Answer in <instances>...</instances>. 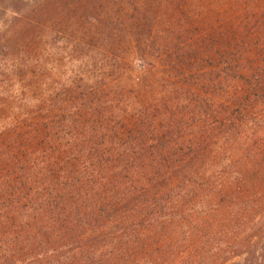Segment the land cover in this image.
Listing matches in <instances>:
<instances>
[{
	"label": "trees",
	"instance_id": "trees-1",
	"mask_svg": "<svg viewBox=\"0 0 264 264\" xmlns=\"http://www.w3.org/2000/svg\"><path fill=\"white\" fill-rule=\"evenodd\" d=\"M193 1L0 0V264H264V0Z\"/></svg>",
	"mask_w": 264,
	"mask_h": 264
},
{
	"label": "rangeland",
	"instance_id": "rangeland-1",
	"mask_svg": "<svg viewBox=\"0 0 264 264\" xmlns=\"http://www.w3.org/2000/svg\"><path fill=\"white\" fill-rule=\"evenodd\" d=\"M141 1L145 2L146 0H141ZM199 6H200V3L194 0L193 4H192V7L197 8ZM8 15H9V17L13 16L11 13H9ZM193 15H196V11L193 13ZM168 17H169V15L162 20L163 23L167 21ZM2 27L4 28L5 24H3V23L0 24V30H2ZM125 43H126V46L122 45L121 47H119L118 51L120 53H122L124 55L126 54L128 56L127 53H129V50H130V44H129V42H125ZM126 83H129V82H126Z\"/></svg>",
	"mask_w": 264,
	"mask_h": 264
}]
</instances>
